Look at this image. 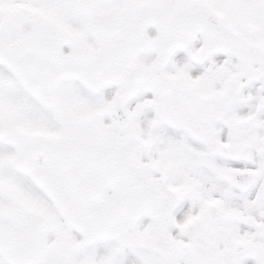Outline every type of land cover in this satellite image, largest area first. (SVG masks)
<instances>
[{
  "label": "snow or ice",
  "instance_id": "snow-or-ice-1",
  "mask_svg": "<svg viewBox=\"0 0 264 264\" xmlns=\"http://www.w3.org/2000/svg\"><path fill=\"white\" fill-rule=\"evenodd\" d=\"M0 264H264V0H0Z\"/></svg>",
  "mask_w": 264,
  "mask_h": 264
}]
</instances>
